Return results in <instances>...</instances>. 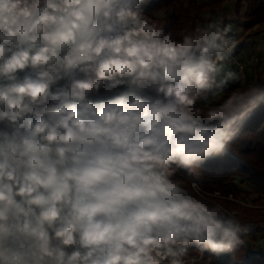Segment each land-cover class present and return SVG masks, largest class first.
<instances>
[{
	"label": "clouds",
	"instance_id": "clouds-1",
	"mask_svg": "<svg viewBox=\"0 0 264 264\" xmlns=\"http://www.w3.org/2000/svg\"><path fill=\"white\" fill-rule=\"evenodd\" d=\"M149 2L0 0V264H196L245 245L199 168L264 104V77L234 70L224 15L177 30Z\"/></svg>",
	"mask_w": 264,
	"mask_h": 264
},
{
	"label": "trees",
	"instance_id": "trees-1",
	"mask_svg": "<svg viewBox=\"0 0 264 264\" xmlns=\"http://www.w3.org/2000/svg\"><path fill=\"white\" fill-rule=\"evenodd\" d=\"M224 1L226 0H150L146 11L149 14L154 10L161 12V21H166L171 28L190 29L198 26L201 15L207 9L220 6ZM244 2L246 10L243 14L237 7L239 22L229 20L233 22L234 29L242 27L245 32L255 27L260 28L254 31V36H246V39H256L264 34V1L239 0L237 5ZM238 54L239 46L233 55ZM261 77L263 75L255 78L247 69L246 84ZM230 87H238V84H231ZM199 172L203 191L218 192L223 197L231 196L243 201V205L238 202L234 204L229 199H224L221 203L229 210H237L238 218L251 226L244 246L224 254L205 253L207 264H264V104L247 120L239 135L232 141L227 154L209 159L200 166Z\"/></svg>",
	"mask_w": 264,
	"mask_h": 264
},
{
	"label": "rangeland",
	"instance_id": "rangeland-1",
	"mask_svg": "<svg viewBox=\"0 0 264 264\" xmlns=\"http://www.w3.org/2000/svg\"><path fill=\"white\" fill-rule=\"evenodd\" d=\"M238 3H239V0H226L220 6H217V5L212 6V8L207 9L201 15L200 22H199L198 26L203 25L206 17H215L216 15H224L225 17L228 18V20L231 19V20L239 22L238 19L240 17L237 13V7H238L239 11L242 12V14H243L244 11L246 10V3L244 2L241 5H237ZM159 13L161 16L162 13L161 12H159ZM242 19H243V17H242ZM235 24L237 25L236 22H235ZM257 30H260V28L255 27L251 30H248V32H245L242 29V27H237L236 29L233 30V35L236 32V35H234V37L238 41L237 46H239V54L237 55V57L244 59L248 56H256L257 59L264 60V34L258 36L256 39H252V38L246 39V36L249 34L254 36V31H257ZM248 72H249V74L254 75L255 78H258L259 76H262V75L264 77V65H262V66L261 65H259V66L258 65H253V66L250 65L248 67ZM203 196L205 199H208L209 201H211L213 203H220L223 206H224V204L221 202L224 201V199H229L231 201H234L235 202L234 204H236V202H238V203H240V205H243V201H241L239 199L235 200L231 196L228 198L223 197L218 192L209 193V192L203 191ZM250 198H252V196ZM231 203H233V202H231ZM231 211H234L237 213V210H231ZM198 258H200L199 260H197V262H199L198 264H207V260H206L205 256H203V257L199 256ZM201 258H202V260H201Z\"/></svg>",
	"mask_w": 264,
	"mask_h": 264
},
{
	"label": "built area",
	"instance_id": "built-area-1",
	"mask_svg": "<svg viewBox=\"0 0 264 264\" xmlns=\"http://www.w3.org/2000/svg\"><path fill=\"white\" fill-rule=\"evenodd\" d=\"M233 60H234V64H233V68L237 71H242L243 75L245 77H247V69L250 65H264V60L262 59H257L256 56H248L244 59H241L235 55H233ZM200 258H196V263L197 260H199Z\"/></svg>",
	"mask_w": 264,
	"mask_h": 264
}]
</instances>
